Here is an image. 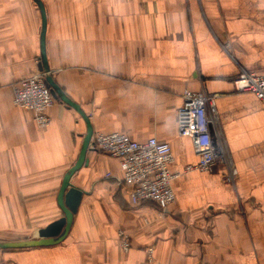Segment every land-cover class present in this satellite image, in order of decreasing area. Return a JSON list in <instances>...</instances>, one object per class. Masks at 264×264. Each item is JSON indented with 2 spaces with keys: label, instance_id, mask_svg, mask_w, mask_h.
<instances>
[{
  "label": "crops",
  "instance_id": "1",
  "mask_svg": "<svg viewBox=\"0 0 264 264\" xmlns=\"http://www.w3.org/2000/svg\"><path fill=\"white\" fill-rule=\"evenodd\" d=\"M43 1L54 80L89 114L94 133L157 136L183 172L198 158L177 131L182 94L206 90L237 175L228 181L222 162L183 173L162 213L153 201L134 204L118 159L91 148L73 175L85 194L68 236L0 249V264H264V102L233 84L243 69L264 73V0ZM41 23L34 0H0V241L38 238L63 216L59 190L87 132L60 99L46 128L14 103L16 82L40 71ZM119 229L131 234L129 251Z\"/></svg>",
  "mask_w": 264,
  "mask_h": 264
},
{
  "label": "built area",
  "instance_id": "2",
  "mask_svg": "<svg viewBox=\"0 0 264 264\" xmlns=\"http://www.w3.org/2000/svg\"><path fill=\"white\" fill-rule=\"evenodd\" d=\"M222 46L228 50L227 45ZM16 83L14 103L31 110L39 127H48V110L56 99L45 81L44 74L38 71ZM233 84L237 90L251 91L264 102V73L243 69L235 77ZM182 98L177 131L180 136L191 138L198 158L196 164L186 165L183 172L172 169L175 159L171 143L159 140L157 136L138 141L119 131H100L93 134L90 144L92 149L118 159L123 175L119 180L131 188L130 196L134 204L153 201L162 213H166L176 201L173 180L183 173L193 170L212 172L216 163L222 162L228 170V181L234 182L237 175L232 156L222 136L215 96L206 90L188 89L183 92ZM118 239L125 252L132 248L131 234L127 230L119 229ZM148 256L151 260L154 259L152 247L148 248Z\"/></svg>",
  "mask_w": 264,
  "mask_h": 264
},
{
  "label": "water",
  "instance_id": "3",
  "mask_svg": "<svg viewBox=\"0 0 264 264\" xmlns=\"http://www.w3.org/2000/svg\"><path fill=\"white\" fill-rule=\"evenodd\" d=\"M34 2L38 5L40 13H42L39 70L44 74L45 81L47 82V85L55 99H60L67 106L75 108L81 114L84 121L87 122V132L81 147V152L74 166H72L63 176L64 179L62 181L57 200L58 205H60L63 212V216L49 223L46 227L41 228L38 233V238L16 241H0V249L35 248L39 246H50L64 241V239L68 236L70 228L73 224L74 214L78 210L83 194H85L84 190L72 183L73 175L83 166L88 165L87 154L91 149L90 144L94 136V127L92 121L90 120L89 114L85 112L77 102L70 98L64 92L59 83L54 80L53 72L49 66L47 54L46 36L48 29V13L46 12V7L43 0H34Z\"/></svg>",
  "mask_w": 264,
  "mask_h": 264
},
{
  "label": "bare ground",
  "instance_id": "4",
  "mask_svg": "<svg viewBox=\"0 0 264 264\" xmlns=\"http://www.w3.org/2000/svg\"><path fill=\"white\" fill-rule=\"evenodd\" d=\"M213 129L215 130V128L213 127ZM216 131V130H215ZM215 140H216V137H215Z\"/></svg>",
  "mask_w": 264,
  "mask_h": 264
}]
</instances>
